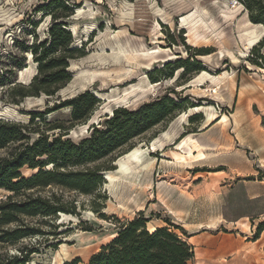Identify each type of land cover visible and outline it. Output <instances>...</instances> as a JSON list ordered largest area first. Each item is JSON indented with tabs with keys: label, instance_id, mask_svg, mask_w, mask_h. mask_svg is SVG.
Masks as SVG:
<instances>
[{
	"label": "rangeland",
	"instance_id": "1",
	"mask_svg": "<svg viewBox=\"0 0 264 264\" xmlns=\"http://www.w3.org/2000/svg\"><path fill=\"white\" fill-rule=\"evenodd\" d=\"M50 1L0 0V126L14 124L25 137L14 133L0 159L42 135L51 141L66 131L63 139L78 144L117 108L136 110L162 97L180 107L132 139L141 166L126 160L121 174L122 155L90 165L110 169L100 172L93 194L31 191L60 198L75 214L20 216L6 228L37 233L0 243V263L88 264L122 225L142 217L148 231L167 228L191 247L188 264H264V0H62L69 10L52 13L70 14L59 21L76 52L49 56L65 54L70 79L51 95L34 94L31 49L38 47V56L51 41ZM186 59L200 69L183 71L178 62ZM86 91L98 102L85 121L74 122L63 104ZM32 113L43 120L30 122ZM10 194L1 188L0 202Z\"/></svg>",
	"mask_w": 264,
	"mask_h": 264
},
{
	"label": "trees",
	"instance_id": "2",
	"mask_svg": "<svg viewBox=\"0 0 264 264\" xmlns=\"http://www.w3.org/2000/svg\"><path fill=\"white\" fill-rule=\"evenodd\" d=\"M54 23L49 30L51 41L46 49L37 56L38 47L31 49L35 61L38 63V74L33 78L30 88L37 94L39 91L53 94L69 81L65 54L57 58L51 57L56 52L73 53L69 49L71 43L70 32L61 19L70 14L56 15L53 10H69L62 0H51L46 6ZM50 10V11H49ZM59 21V22H57ZM44 47V43L40 48ZM49 56V58H48ZM48 58V59H47ZM73 58V57H71ZM183 71H198L199 63L188 59L178 62ZM152 79V78H151ZM51 84H58L48 91ZM24 92L20 97H25ZM98 102L88 91L67 101L63 106L72 108L71 119L74 122L85 121L88 113ZM169 97L159 98L151 103H145L136 110L117 108L110 118L104 120L102 128L91 127L88 137L78 144L71 142L68 132L59 134L47 141L41 136L31 145L21 144V150L13 156L0 159V189L11 193L5 201L0 202V243L13 242L37 231L29 227H15L7 229L10 224H17L20 216L57 217L58 213L75 214L74 206L68 207L60 198H41L31 191H39L49 186L76 191L83 195L93 194L103 182L100 172L110 170L90 165L97 160L114 161L133 149L132 139L140 136L144 131L156 126L168 118L174 109L180 107ZM55 107L48 114L55 111ZM43 120L41 113L30 114V122L35 119ZM193 120V117L190 119ZM50 130H63L62 127H53ZM16 125L0 126V148L17 139H25ZM114 156L108 158L110 155ZM121 156V157H122ZM103 162V161H102ZM51 165V168H46ZM38 169L29 177H23L19 170L24 167ZM84 166L81 170H69L68 167ZM65 169V170H61ZM22 196L20 199L15 197ZM146 219L139 217L122 225L113 239L101 247L99 253L91 256L88 264H188L193 259L190 246L171 234L167 228H157L152 232L146 228ZM172 226V225H171ZM1 262V261H0ZM25 260L14 258L8 264H24ZM1 264V263H0ZM63 264H79L74 259Z\"/></svg>",
	"mask_w": 264,
	"mask_h": 264
},
{
	"label": "bare ground",
	"instance_id": "3",
	"mask_svg": "<svg viewBox=\"0 0 264 264\" xmlns=\"http://www.w3.org/2000/svg\"><path fill=\"white\" fill-rule=\"evenodd\" d=\"M253 38V37H252ZM254 42V43H253ZM257 41H251V43L255 44ZM73 133V132H72ZM140 154L141 152L137 149V148H133L132 150H130L128 153H126L125 155H123L122 157L118 158L116 160V165L118 167V171L122 174L123 172H127V168L125 167V161L126 160H133L135 163L140 164ZM142 165L144 166L145 164L142 163ZM141 166V164H140ZM139 166V167H140ZM105 177L107 179V181L109 183H113L114 180V176L110 174V172H106L105 173ZM67 256V255H66ZM70 256V255H69ZM63 259V258H62ZM67 261V260H66Z\"/></svg>",
	"mask_w": 264,
	"mask_h": 264
},
{
	"label": "crops",
	"instance_id": "4",
	"mask_svg": "<svg viewBox=\"0 0 264 264\" xmlns=\"http://www.w3.org/2000/svg\"><path fill=\"white\" fill-rule=\"evenodd\" d=\"M263 118H264V115H263Z\"/></svg>",
	"mask_w": 264,
	"mask_h": 264
},
{
	"label": "water",
	"instance_id": "5",
	"mask_svg": "<svg viewBox=\"0 0 264 264\" xmlns=\"http://www.w3.org/2000/svg\"><path fill=\"white\" fill-rule=\"evenodd\" d=\"M106 179V178H105Z\"/></svg>",
	"mask_w": 264,
	"mask_h": 264
}]
</instances>
